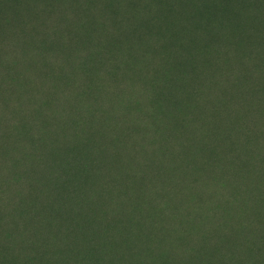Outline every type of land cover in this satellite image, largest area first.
Wrapping results in <instances>:
<instances>
[{"label":"rangeland","instance_id":"374dc122","mask_svg":"<svg viewBox=\"0 0 264 264\" xmlns=\"http://www.w3.org/2000/svg\"><path fill=\"white\" fill-rule=\"evenodd\" d=\"M73 17L68 39L109 28L78 36V72L47 35ZM259 18L264 0H0V264H264Z\"/></svg>","mask_w":264,"mask_h":264},{"label":"trees","instance_id":"16d2710c","mask_svg":"<svg viewBox=\"0 0 264 264\" xmlns=\"http://www.w3.org/2000/svg\"><path fill=\"white\" fill-rule=\"evenodd\" d=\"M251 1H255V0H251ZM97 11V10H95ZM74 20V17L73 18H68L67 22H65V19L64 18H61L60 19V22L56 25V29L55 31H51L49 32L47 35L48 36H54V34H58L60 35V39L62 41H57V37H55V43L52 47V51L49 52L50 55H55V59L59 62V66H70L72 67L71 69L75 70L78 72V69L80 67V65L82 64V61L80 62L81 58H78L76 57L73 53H70L69 50L72 48L73 50L76 48L80 49L78 47L79 43H78V36L79 35H82L84 36V38H86L89 34L91 36V33L93 32L96 33V39L98 38H101L106 32L109 31V28L107 27L108 25H104V26H98V29H97V32H96V29L94 31H89V32H85V31H81L79 28H76V37L77 38H73V39H68L67 37V31L68 29L71 27L72 25V22ZM257 23L258 25L255 26L258 31H260L262 28H264V21H263V18H259V21L257 20ZM59 25V26H58ZM98 25H102V22L99 23ZM92 29V28H91ZM66 32V33H65ZM253 32H256V31H253ZM92 34V35H93ZM255 34V33H254ZM13 36H15V33L13 34ZM259 35H257V38H258ZM68 48V50H67ZM77 53L80 55V56H83L80 51H77ZM100 54H102L101 52H97V54H88V59L90 60L89 63H93L95 64V62L93 61H97L98 64L101 66V68H98L99 71H101V74H100V78L104 77V78H109V70L107 69V62H109L108 60L106 61V59L103 58V56H101ZM100 55V57H99ZM243 55H247V51H243L241 56ZM252 57V62L254 61H257V62H260V72L261 74L263 73L264 74V64H261V62H263V57H264V48L261 46L259 48H255V50L251 53L250 55ZM72 57V59H71ZM110 60V63L111 61L113 62V66H117V62H116V58L115 56H111L109 58ZM115 60V61H114ZM116 62V63H115ZM173 72V71H172ZM112 74V72H111Z\"/></svg>","mask_w":264,"mask_h":264}]
</instances>
